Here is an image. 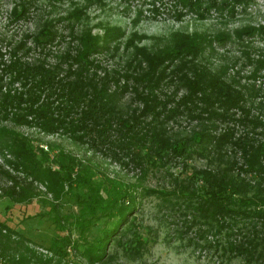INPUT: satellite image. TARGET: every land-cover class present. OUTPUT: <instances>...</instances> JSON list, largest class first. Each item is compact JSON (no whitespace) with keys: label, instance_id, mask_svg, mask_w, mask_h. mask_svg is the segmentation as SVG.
Listing matches in <instances>:
<instances>
[{"label":"trees","instance_id":"16d2710c","mask_svg":"<svg viewBox=\"0 0 264 264\" xmlns=\"http://www.w3.org/2000/svg\"><path fill=\"white\" fill-rule=\"evenodd\" d=\"M150 1L153 5L154 0ZM172 1L174 5L193 10L199 18H203L210 8L232 15L235 3L247 2ZM29 4L28 0L19 1L16 11L13 7L12 19L26 18ZM74 10L78 12L81 7ZM71 13L46 20L38 31L40 36H32L31 46L45 48L52 42H60L64 35L53 27L52 22L67 19ZM68 27L69 37L78 39L79 47L73 55L65 48L53 63L43 58H27L30 46L25 38L10 47L5 60L0 49V153L3 156L0 196L16 203H28L33 199L46 203L54 227L43 253L30 244L32 241L28 236L0 218V264H69L72 261L70 249L88 264L102 261L109 257L107 242L121 231L120 225L134 210L136 201L149 191L158 192L163 197L168 194L144 186L141 176L137 181L126 182L108 176L104 171L98 173L88 159H82L65 148L60 140L38 136L39 132L56 133L76 144L88 145L123 164L130 161L138 165L141 174L149 165L161 164L171 157L179 158L185 165L183 159L191 152L208 153L205 143H209L210 159L214 160L215 166L185 172L183 183H177L179 190L175 197L191 202V207L208 224L236 229L232 233L238 234L239 238L226 242L229 252L239 255L246 263L264 264V191L261 187L264 181V164L261 162L264 142L248 137L235 141L227 131L214 135L202 122L199 130H191L188 134L172 132L166 122L178 110L166 107L168 99H161L157 93L160 84L169 76L165 69L170 59L177 58L182 64L177 82L186 92L176 102L182 103L187 113L190 112L187 104L200 101L203 106L198 110L206 114L191 113L202 121L221 116L222 113L213 108V101L223 107L237 104L241 92L196 59V54L205 47L215 52L212 43L223 45L230 40L231 34L225 31L210 35L204 31L172 30L164 43L151 49L137 44L146 35L133 30L124 39V49L131 47L127 61L134 59V65L130 64L132 66L118 73L124 79L120 82L113 72L103 68L99 76L93 70L98 64L89 55L97 51L99 36L91 34L88 27L81 28L78 33L73 32L71 25ZM255 31L264 36V24L244 25L233 30L241 40L243 35L252 36ZM123 33L120 26L105 24L102 46L107 47L112 41L116 50ZM241 52L248 62L253 61L254 71L264 67V54L261 59H251L247 51ZM62 63H65L64 68ZM222 68L218 69L219 72ZM187 71L192 73V78ZM2 74L6 75L9 84L3 88ZM109 82H113L112 87ZM128 83L135 104L123 107L120 93L128 88ZM22 125L34 128L36 133L21 131L18 127ZM226 141L239 148L244 166L223 157L222 146ZM240 169L250 172L248 178L240 175ZM38 185L43 186V190ZM64 195L72 196L78 206L76 215L61 211ZM70 217L78 228V235L73 238L68 226ZM100 217L109 224L102 225L99 234L89 237V225Z\"/></svg>","mask_w":264,"mask_h":264},{"label":"rangeland","instance_id":"374dc122","mask_svg":"<svg viewBox=\"0 0 264 264\" xmlns=\"http://www.w3.org/2000/svg\"><path fill=\"white\" fill-rule=\"evenodd\" d=\"M19 1L21 0H0V49L4 60L8 58L10 47L25 38L26 44L30 46L26 53L27 58H43L53 63L65 48L73 55L79 47L78 39L69 37L68 25L72 26L74 33L88 27L91 34L99 36L97 51L89 55L98 64L97 67L90 68H93L99 76L102 75L103 68L118 76L125 67L134 65V59L127 61L129 59L127 53L128 50H132L131 47L124 49V39L133 30L146 35L137 44H144L151 49L164 43V39L172 30L204 31L210 35L221 31L230 33V40L223 45L212 43L215 52L205 47L196 54V59L206 65L211 72L220 74L222 81L241 92L238 103L223 107L217 101H213V108L221 112V116L202 119V121L193 115L199 112L202 115L206 114L205 111L198 110V107L203 106L200 101H195L196 105L187 104L190 109L187 113V110L182 108V103L176 102L186 92L182 84L177 82L182 64L179 59L172 58L165 69L169 76L157 90L161 99H168L165 103L166 107H175L178 110L176 111L178 113H174L173 118L166 122V126L172 132L188 134L191 130H199L202 122L214 135L227 131L232 134L231 138L235 141L248 137L264 142V67L254 71L253 61L248 62L245 54L241 52V50L247 51L251 59H261L264 54V36L255 31L252 36L243 35L241 40L233 32L234 29L244 25L264 24V0L237 2L234 4L232 15L210 8L203 18H199L193 10L174 5L172 0H154L153 5L150 0H28L30 4L27 17L14 20L13 7L15 6L16 11ZM79 7L82 11L74 10ZM68 12H72L68 20L65 18L52 22L53 27L64 35L60 42H52V45L45 48L31 46L32 36L36 34L40 36L38 31L46 20L66 15ZM105 24L118 25L124 31L116 50L113 49L112 41L107 47L102 46L104 43L101 38ZM24 34L29 35L23 37ZM18 51L21 53L22 49L19 48ZM62 67H65V63H62ZM219 68H222V72H219ZM171 69L173 71H170ZM187 72L192 78V73ZM1 77L3 88L7 84V77L5 74ZM118 78L120 82L124 80L121 75ZM109 83L112 87L113 82ZM13 84L16 86V83ZM130 84L128 83V88L120 93V104L123 107L135 104L131 99ZM190 113L192 115H187ZM208 116L210 115L206 117ZM1 123L9 124L8 121ZM18 129L36 133L32 127L22 125ZM37 134L44 139L60 140L65 148L72 150L82 159H88L98 173L104 171L108 176L126 182L137 181L138 176H141L140 181L144 186L168 192L163 197L158 192L149 191L139 198L127 220L120 225L121 231L107 242L106 254L109 257L106 256L102 261L91 264H258L246 263L242 257L227 250V240L239 238L238 234L232 233L236 232L235 228L229 230V227L218 228L208 224L191 207V202L175 197V192L179 190L177 183H183L185 172L192 168L207 169L215 166L214 160L210 159L212 152L209 143H205L208 153L207 151L191 152L183 159L185 165L179 158L171 157L161 164L149 165L141 174L138 165L130 161L125 164L120 163L102 154L101 151L85 144L71 142L56 133ZM222 151L223 157L234 160L236 165L244 166L241 152L235 144L226 141ZM2 158L0 153V163ZM261 162L264 164V155L261 157ZM240 175L248 178L250 172H243L240 169ZM38 187L43 190V186L38 185ZM261 187L264 191V181L261 182ZM60 208L64 213L72 212L75 215L78 213V206L69 195L62 196ZM47 211L46 203L34 199L28 203H16L0 196V218L7 220L16 230L28 236L32 241L30 244L43 253L48 237L54 233ZM71 219L72 217L69 218L71 223L68 226L73 238L78 235V228ZM104 224L107 226L109 223L103 222L102 217L94 219L91 226L89 225V237L92 234H99ZM70 252L72 261L69 264H76L75 261H78V264H88L72 249Z\"/></svg>","mask_w":264,"mask_h":264}]
</instances>
